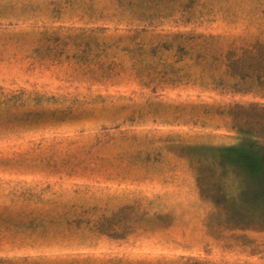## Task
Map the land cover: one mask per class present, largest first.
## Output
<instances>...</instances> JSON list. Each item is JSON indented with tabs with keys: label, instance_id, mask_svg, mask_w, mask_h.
<instances>
[{
	"label": "rangeland",
	"instance_id": "374dc122",
	"mask_svg": "<svg viewBox=\"0 0 264 264\" xmlns=\"http://www.w3.org/2000/svg\"><path fill=\"white\" fill-rule=\"evenodd\" d=\"M256 45L264 0H0V264H264Z\"/></svg>",
	"mask_w": 264,
	"mask_h": 264
},
{
	"label": "trees",
	"instance_id": "16d2710c",
	"mask_svg": "<svg viewBox=\"0 0 264 264\" xmlns=\"http://www.w3.org/2000/svg\"><path fill=\"white\" fill-rule=\"evenodd\" d=\"M228 69L240 81H251L264 89V45H256L238 59L229 61ZM239 158L234 163L249 180L243 197L252 213L260 215L264 220V145L246 142L236 147ZM107 220L97 224L96 229L108 233L104 227Z\"/></svg>",
	"mask_w": 264,
	"mask_h": 264
}]
</instances>
